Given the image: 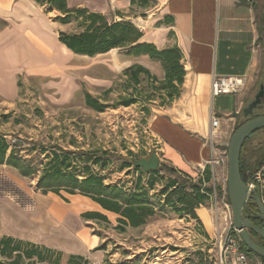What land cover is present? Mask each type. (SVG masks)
Segmentation results:
<instances>
[{
  "label": "rangeland",
  "instance_id": "obj_1",
  "mask_svg": "<svg viewBox=\"0 0 264 264\" xmlns=\"http://www.w3.org/2000/svg\"><path fill=\"white\" fill-rule=\"evenodd\" d=\"M255 5L260 17L264 0H255ZM153 6V0H133V8L124 13L110 10L101 15L110 22L125 21L121 16L130 22L135 18L144 21L149 19ZM12 26L0 15V67L10 73L0 82V135L14 144L17 158L30 162L31 171L38 172L46 162L42 147H55L57 153L111 151L134 160L147 159L152 152L159 157L160 147L149 133V122L170 102L165 91L157 89L159 84L151 82V77L163 79L158 61L127 55L126 49H118L105 56L71 55L59 62L61 71L38 74L27 67L29 61L21 56L26 52L25 40L22 42L25 35H16ZM260 26L264 71V22ZM59 29L72 34L80 31L76 23ZM9 44H16L19 53L5 55L3 50ZM132 65L145 67L150 75L139 76L137 86L123 75ZM253 91L251 101L257 86ZM86 95L102 105L100 112L85 104ZM121 164L125 161L115 160L108 165L103 172L106 185L136 178L135 173L125 175L128 169L118 171ZM165 169L169 167L160 163L155 175L143 176V185L148 178L153 181L148 195L155 214L142 227L119 231L117 216L101 210L88 198L64 192L61 196L42 194L36 188V177H21L15 169L1 165L0 213H8L0 217V238L10 236L45 246L62 253L64 259L80 255L90 264H219V237L232 227L230 206L218 192L226 183L227 165L214 168L216 202L210 198L209 203L195 209L206 211L209 228L197 211L194 210L196 218L179 216L176 202L173 206L164 204L162 192L174 191L168 185L172 181L178 185L184 179ZM58 208L68 217H61ZM23 213L28 217H18ZM86 213H100L106 220L85 219L82 215Z\"/></svg>",
  "mask_w": 264,
  "mask_h": 264
},
{
  "label": "crops",
  "instance_id": "obj_2",
  "mask_svg": "<svg viewBox=\"0 0 264 264\" xmlns=\"http://www.w3.org/2000/svg\"><path fill=\"white\" fill-rule=\"evenodd\" d=\"M131 1L66 0V5L69 9L80 7L98 14L110 10L124 13L133 8ZM153 1L149 19L135 18L130 22L127 17L121 18L140 31L139 43L151 44L157 50L175 48L180 53L184 70L180 94L151 118L149 133L160 147L159 164L194 182L200 177L206 161L226 151L240 114L251 101L263 65V44L256 12L253 0ZM0 15L10 20L16 35H25L22 42L25 40L26 52L20 54L29 61L27 67L31 71L57 73L61 71L59 62L75 55L58 41V33L65 30L59 28L65 26L55 21L59 15L55 9L47 10L33 0H0ZM15 45L9 44L4 54L19 53ZM9 74L0 67V82ZM215 77H241L245 85L236 94L214 97L210 87ZM214 117L218 119V126L213 131L211 120ZM212 171L214 173V168ZM261 179L260 194L264 203V166ZM218 192L220 197L225 196L226 183ZM57 211L62 213L61 217H68L63 209ZM196 211L209 228L206 211ZM7 213L1 212L0 217ZM18 217L28 215L23 213ZM248 258L250 264L259 260L251 255Z\"/></svg>",
  "mask_w": 264,
  "mask_h": 264
},
{
  "label": "trees",
  "instance_id": "obj_3",
  "mask_svg": "<svg viewBox=\"0 0 264 264\" xmlns=\"http://www.w3.org/2000/svg\"><path fill=\"white\" fill-rule=\"evenodd\" d=\"M34 1L40 6L47 5L55 9L59 13L55 18L57 23L64 26L71 23L78 25L80 28L78 33H58V41L71 53L94 57L113 49H126L127 55L148 56L151 60L158 61L164 72L163 79L160 81H157L155 77H151L152 84H159L157 89L165 91L169 102L179 96L184 70L180 63L181 56L178 49L157 50L151 44H141L139 43L141 33L130 22H110L101 14L92 13L80 7L69 9L67 8L66 0ZM132 3L133 0L131 1ZM253 7L256 11L255 0H253ZM256 20L260 35V24L264 22L263 11L260 17L256 14ZM123 75L127 76L129 81L135 86L140 84L139 76H150L149 71L140 65L129 66L123 71ZM260 85L264 87V71L262 68L257 79V91ZM85 104L98 112L102 110V105H99L88 95L85 96ZM256 116H264V97L260 105L253 110L251 116L243 118L242 114H240L234 131L245 121ZM258 135H264V128L250 135L242 145L239 156V174L242 182L245 185H252L256 193L261 197L260 185L254 180L255 175L264 166V137L256 140L255 138ZM40 151L42 155H45L46 162L38 172L35 170L31 171L29 169L30 162L21 161L17 158L14 144H10L0 135V166L6 165L15 169L21 177H36V188L42 194L50 192L61 196L60 193L64 192L69 196L79 195L88 198L101 210L117 216L116 229L119 231H123L127 227H142L155 214L154 206L150 202L151 197L148 195V191L153 188V181L148 178L143 185V176L145 174L155 175L156 171L144 173L139 168H134L132 162L135 160L131 157L124 159L114 152L103 150H76L74 152L60 150L57 153L55 147H42ZM115 160L125 161V164L119 166L118 171L128 169L125 175L131 176L135 173L136 178L126 183L118 181L106 185L103 172ZM165 170L170 173H176L171 168ZM186 178L182 179L183 182L178 185L175 181L168 185L169 188H174V191L170 193H167V191L162 192V195H165L164 204L173 206L172 204L176 202L180 206V209L177 210L179 216L186 215L196 218L194 210L210 201L213 191L211 172L209 167L205 166L202 176L195 182L189 177ZM186 188H188V191L185 190ZM225 198L229 204L227 189ZM242 213L248 216L253 225L264 228V221L257 215L256 207L250 201L246 203ZM82 217L88 220H106L105 216L100 213H86ZM228 234L230 237L236 238L232 230ZM249 234L255 243L264 248V242L257 235ZM239 248L246 252L248 256H253L241 242ZM254 257L258 258L257 256ZM258 259L264 264V260ZM0 264L90 263L80 255H69L64 259L62 253L45 246L10 236H2L0 238Z\"/></svg>",
  "mask_w": 264,
  "mask_h": 264
},
{
  "label": "water",
  "instance_id": "obj_4",
  "mask_svg": "<svg viewBox=\"0 0 264 264\" xmlns=\"http://www.w3.org/2000/svg\"><path fill=\"white\" fill-rule=\"evenodd\" d=\"M263 97L264 87L260 85L253 100L242 110L243 118L252 115L253 110L260 105ZM263 128L264 116H256L245 121L232 133L226 147V189L231 212V226L238 231L240 241L247 250L262 260H264V248L255 243L249 233L257 235L264 242V228L253 225L242 211L246 203L250 201L256 207L257 215L264 221V203L252 185H245L242 182L239 174V156L244 141L254 132ZM132 166L139 168L144 173L155 171L159 167V158L155 152H152L147 159L133 161Z\"/></svg>",
  "mask_w": 264,
  "mask_h": 264
},
{
  "label": "built area",
  "instance_id": "obj_5",
  "mask_svg": "<svg viewBox=\"0 0 264 264\" xmlns=\"http://www.w3.org/2000/svg\"><path fill=\"white\" fill-rule=\"evenodd\" d=\"M245 85V81L241 77H215L213 78L211 82V95L212 96H219L223 94H236L243 90ZM218 126V119L214 117L211 120V128L214 131ZM227 165V156L224 153L220 154L217 158H211L208 161L205 162V166H208L210 168L211 172V181L213 191L210 196L211 199H213L216 202V192H215V184H214V173L212 171L215 167H221ZM203 170H201L200 177L202 176ZM263 167L261 171H259L255 177L254 180L256 183H258L260 186L262 184L261 179V173H262ZM227 206V205H225ZM226 220V217H225ZM231 226V222H230ZM229 230H232L235 233L236 238H232L229 236V232L223 236L220 235L218 240V259L219 264H249V258L248 254L239 248L240 244V238L238 236V231L234 230L232 227L229 228ZM254 264H262L260 260H257Z\"/></svg>",
  "mask_w": 264,
  "mask_h": 264
}]
</instances>
